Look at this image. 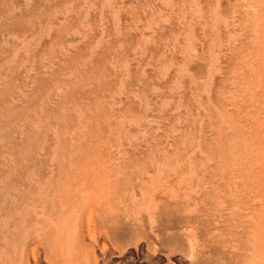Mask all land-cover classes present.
I'll return each mask as SVG.
<instances>
[{
  "label": "rangeland",
  "instance_id": "obj_1",
  "mask_svg": "<svg viewBox=\"0 0 264 264\" xmlns=\"http://www.w3.org/2000/svg\"><path fill=\"white\" fill-rule=\"evenodd\" d=\"M0 264H264V0H0Z\"/></svg>",
  "mask_w": 264,
  "mask_h": 264
}]
</instances>
